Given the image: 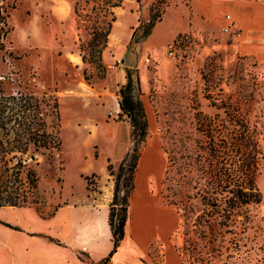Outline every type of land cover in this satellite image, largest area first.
I'll return each instance as SVG.
<instances>
[{
  "label": "rangeland",
  "instance_id": "374dc122",
  "mask_svg": "<svg viewBox=\"0 0 264 264\" xmlns=\"http://www.w3.org/2000/svg\"><path fill=\"white\" fill-rule=\"evenodd\" d=\"M117 1H1L7 33L0 51V88L32 97L45 130L60 143L34 152L27 162L37 175L27 204L0 207V264H12L11 248L25 240L2 227L20 230L18 225L36 224L42 230L47 222L40 216L50 215L62 202L80 203L98 192L102 199L112 198L119 166L122 185L131 171L128 154L139 155L135 174L147 147L162 159L150 189L179 214L170 237L181 264H264V72L228 40L201 31L154 40L151 35L174 0H165L166 5L121 0L114 6ZM152 5L161 21L150 27ZM173 21L168 15L164 25ZM185 21L182 17L179 24ZM108 22L110 33L100 48L95 33ZM172 42L176 47L169 56ZM124 67L133 80L139 79L148 121L145 141H135L129 121L119 114L117 90L125 80ZM217 170L242 173L244 189L255 198L252 182L260 196L242 205L232 231L224 233H217L216 225L199 224L207 218L200 215ZM130 201L131 196L126 222ZM154 246L153 262L147 264L162 260L161 245Z\"/></svg>",
  "mask_w": 264,
  "mask_h": 264
},
{
  "label": "crops",
  "instance_id": "0c3cea01",
  "mask_svg": "<svg viewBox=\"0 0 264 264\" xmlns=\"http://www.w3.org/2000/svg\"><path fill=\"white\" fill-rule=\"evenodd\" d=\"M168 15L174 20L172 27L164 25ZM182 17L187 21L181 25ZM184 30L228 40L239 55L264 72V0H174L151 37L166 42ZM161 165L158 151L147 147L135 171L123 239L105 264L153 262L156 243L162 248V260L157 264H181L174 237H170L178 225L179 214L173 205L163 203L149 186L150 179L159 177ZM102 194L90 193L80 203L58 204L52 214L40 216L47 222L42 230L36 224L18 225L20 230L2 227L5 233L12 232L25 239L21 245L11 248L12 264H100L112 247L107 222L111 197L102 199ZM26 239L33 243L28 245Z\"/></svg>",
  "mask_w": 264,
  "mask_h": 264
},
{
  "label": "trees",
  "instance_id": "16d2710c",
  "mask_svg": "<svg viewBox=\"0 0 264 264\" xmlns=\"http://www.w3.org/2000/svg\"><path fill=\"white\" fill-rule=\"evenodd\" d=\"M1 1L0 51L4 49L2 40L7 33V28L5 27L6 15L4 14ZM156 3L160 5L167 4L165 0H158ZM120 4L121 0H118L114 6H119ZM154 7L155 5L150 6L149 11L151 13L154 11ZM157 21H161V16L156 13L150 14L149 26H154ZM110 29L111 23L108 22L104 28L95 33V35L100 37V48L105 47ZM124 72L125 81L117 90L119 114L124 115L129 121L131 135L135 141H145V137L148 134V121L141 99L142 93L139 79L136 75L133 80L131 71L127 67H124ZM59 143L56 137L45 130L37 103L32 97L20 92L7 94L0 88V207L5 205L19 207L27 204L29 199L27 192L35 194L37 182V175L34 170L26 168L27 162L30 159H34V152L40 149L56 147ZM27 154L28 157H26ZM128 156L130 158L129 169L131 171L128 179H126L127 182L125 180L126 183L124 182L121 185V177L123 175L122 165L119 166L121 169L119 168V173L114 177L113 194L108 204L107 214L112 247L100 261V264H105L110 259L124 236L129 198L132 195L134 187V170L139 155L136 154L133 157L129 153ZM108 168L110 169V165H108ZM23 170H26L24 180L20 177V173ZM218 170L211 174V195L207 198V202H205L207 207L205 206L203 214L200 215H206L207 218H203L202 222L200 219L199 224L212 225V227L216 225L221 229L216 232L224 233L232 231L236 216L239 214L242 205L251 201L257 202L260 196L259 191L252 182L250 184L252 187H249L255 189V198L250 196L252 194L251 191L244 189L246 183L242 173ZM222 173H225V175ZM121 186L124 187V190L123 194L119 196ZM229 193L231 194L229 195ZM209 219H213L214 222L212 223ZM5 224L9 225L6 222ZM12 227L18 228L16 226Z\"/></svg>",
  "mask_w": 264,
  "mask_h": 264
},
{
  "label": "built area",
  "instance_id": "2783aa9c",
  "mask_svg": "<svg viewBox=\"0 0 264 264\" xmlns=\"http://www.w3.org/2000/svg\"><path fill=\"white\" fill-rule=\"evenodd\" d=\"M175 47H176V45L173 42L169 45V49H168V55L169 56H174Z\"/></svg>",
  "mask_w": 264,
  "mask_h": 264
}]
</instances>
